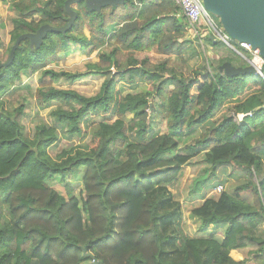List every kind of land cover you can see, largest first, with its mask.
I'll use <instances>...</instances> for the list:
<instances>
[{
    "label": "trees",
    "instance_id": "1",
    "mask_svg": "<svg viewBox=\"0 0 264 264\" xmlns=\"http://www.w3.org/2000/svg\"><path fill=\"white\" fill-rule=\"evenodd\" d=\"M65 1L11 0L17 13L12 45L42 25L62 27ZM75 6L68 32L47 34L39 49L21 41L12 63L0 67V264H252L254 258L263 264L264 157L253 149L264 145L263 80L219 72L224 63L247 66L236 58L219 59L211 70L190 68L188 24L174 0H127L99 13ZM204 40L212 48L223 46L208 34ZM70 44L99 52L98 62L87 66L89 75L104 78L92 98L54 86L86 74L46 69L59 55H69ZM37 72V107H58L49 114L51 123H37L29 137L21 108L10 109L3 96L22 74ZM237 114L250 115L236 122ZM152 121L165 123L166 133L155 135ZM195 129L204 131L201 137L174 154L178 140ZM73 136L77 143L49 155ZM201 152L209 168L192 193L201 194L208 173L214 176L219 167L246 177L233 193L206 198L190 212L204 232L225 225L220 240L187 237L179 226L171 231L178 205L164 211L167 186ZM80 174L78 197L69 185L64 197L47 184ZM247 191L253 202L241 197ZM244 250L247 258L231 257Z\"/></svg>",
    "mask_w": 264,
    "mask_h": 264
},
{
    "label": "rangeland",
    "instance_id": "2",
    "mask_svg": "<svg viewBox=\"0 0 264 264\" xmlns=\"http://www.w3.org/2000/svg\"><path fill=\"white\" fill-rule=\"evenodd\" d=\"M72 9L74 11L77 10L75 5L72 6ZM15 18H17V13L11 8V0H0V64L6 62L7 58L5 56L8 55V49L13 46L10 40V32L12 31L11 20ZM211 18L218 25V18L213 15H211ZM203 22V19H201L202 24ZM85 34L88 35L87 32H85ZM187 37L192 42L190 52H194L189 61V66L192 69L206 66L208 70H211L218 64L219 59H240L234 51L228 49L226 46L224 47L222 43L220 44L223 46L220 45L219 47L212 48L202 38L196 39L191 34H188ZM70 50L69 55H59L55 61L49 63L46 69L56 73L66 72L86 75L75 82L60 80L54 84V86L58 89L74 91L85 98L96 96L100 91L104 78L97 75H89L87 73V66L98 62L97 55L99 52L89 53L88 50L82 51L79 49V45L75 44H70ZM103 51L106 52L105 50ZM39 78L40 73L38 72L33 75L22 74L20 80L15 83L14 89L3 96V99L10 109L21 108L23 115L21 124L24 128V133L29 137L32 136L34 127L37 123H51L49 114L58 107L56 103L50 104L49 108L43 110L37 107L35 91ZM129 89L131 88L122 87L123 92ZM221 114L222 112L220 111L219 114L216 115L215 120L219 119ZM152 131L155 135L165 134V123L152 121ZM203 132L204 131L201 129L187 132L182 139L178 140L179 149L174 154L183 153L185 151L184 148L186 146H192L194 142L201 137ZM77 142L78 138L76 136L70 137L69 139H62L55 147H51L48 150L49 155L53 157L60 152L67 143ZM203 156L204 153L201 152L191 159L181 169L177 178L167 186L166 191L169 193L170 202L167 204L164 211L168 210V212H172L175 206L178 205L174 212L175 219L170 225L171 231L175 230L176 226H179V229L187 237L202 238L213 235L220 240L223 236L225 225L209 227L204 232L200 229L199 222L191 217L190 212L192 209L199 206L206 198H217L220 194L217 192V188H221V192L233 193L235 187L244 183L246 177L245 173L241 170L233 169L230 166L219 167L214 176L208 173L209 181L202 188L201 194L192 193L194 181L204 175L209 168ZM262 177H264V172ZM258 180H256V182ZM47 184L50 188L64 197L67 195L66 185L70 186L71 193L75 197H78L79 192L83 189L81 174L76 179H68L66 181L54 178L48 181ZM241 197L248 202H253L254 200L253 194L249 191L241 193ZM261 230L264 232V224L261 226ZM246 251L248 250L232 252L231 257L236 261L243 260L247 258ZM254 259L252 264L258 262Z\"/></svg>",
    "mask_w": 264,
    "mask_h": 264
},
{
    "label": "water",
    "instance_id": "3",
    "mask_svg": "<svg viewBox=\"0 0 264 264\" xmlns=\"http://www.w3.org/2000/svg\"><path fill=\"white\" fill-rule=\"evenodd\" d=\"M126 1L66 0L64 3L67 16L65 24L59 28L42 25L35 33L20 35L11 47L6 62L0 64V67L6 68L12 63L14 53L21 41L27 40L30 46L39 49L47 34L60 33L64 35L68 32L77 18L76 12L72 9L73 5L83 3L88 12L99 13L105 7L122 6ZM201 2L207 13L218 18L221 28L231 40L249 44L253 49H259L260 56L264 60V0H201ZM208 37L214 40L212 36ZM218 70L226 77H243L255 74V70L251 66L237 67L230 63H224ZM93 264L100 263L93 261Z\"/></svg>",
    "mask_w": 264,
    "mask_h": 264
},
{
    "label": "built area",
    "instance_id": "4",
    "mask_svg": "<svg viewBox=\"0 0 264 264\" xmlns=\"http://www.w3.org/2000/svg\"><path fill=\"white\" fill-rule=\"evenodd\" d=\"M179 6L182 15L185 17L188 24L189 34L204 39V36H212V38L222 43L228 49L234 51L241 60L246 62L247 66H251L255 70L254 76L259 77L264 82V60L260 56L259 49H253L249 44L237 43L231 40L216 24L207 13L200 0H174ZM203 19V24L201 23ZM250 114H237L234 116L236 122H240L245 116ZM217 192L221 193V188H217Z\"/></svg>",
    "mask_w": 264,
    "mask_h": 264
},
{
    "label": "crops",
    "instance_id": "5",
    "mask_svg": "<svg viewBox=\"0 0 264 264\" xmlns=\"http://www.w3.org/2000/svg\"><path fill=\"white\" fill-rule=\"evenodd\" d=\"M253 149L259 152L260 155L264 156V145H253ZM264 165V164H263ZM264 172V171H263ZM232 253V252H231Z\"/></svg>",
    "mask_w": 264,
    "mask_h": 264
},
{
    "label": "bare ground",
    "instance_id": "6",
    "mask_svg": "<svg viewBox=\"0 0 264 264\" xmlns=\"http://www.w3.org/2000/svg\"><path fill=\"white\" fill-rule=\"evenodd\" d=\"M215 42V41H214ZM217 42V41H216Z\"/></svg>",
    "mask_w": 264,
    "mask_h": 264
}]
</instances>
